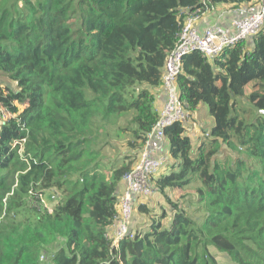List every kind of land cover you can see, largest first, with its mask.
Returning a JSON list of instances; mask_svg holds the SVG:
<instances>
[{
  "label": "trees",
  "instance_id": "1",
  "mask_svg": "<svg viewBox=\"0 0 264 264\" xmlns=\"http://www.w3.org/2000/svg\"><path fill=\"white\" fill-rule=\"evenodd\" d=\"M202 2L0 0V75L14 84L0 88V264H41L56 242L50 264H218L209 248L234 264H264V28L212 60L197 52L181 60L180 103L191 114L204 104L213 123L194 145L187 123L166 127L161 169L172 163L150 181L161 195L198 182L202 221L169 203L168 224L160 212L133 233L135 207L150 214L151 194L133 196L132 237L107 235L133 162L121 156L116 166L120 157L99 143L110 145L108 130L130 114L126 146L138 156L158 119L167 56ZM242 99L253 121L240 112ZM127 129L118 123L115 136ZM222 147L242 156L221 159ZM49 191L50 212L40 200Z\"/></svg>",
  "mask_w": 264,
  "mask_h": 264
},
{
  "label": "built area",
  "instance_id": "2",
  "mask_svg": "<svg viewBox=\"0 0 264 264\" xmlns=\"http://www.w3.org/2000/svg\"><path fill=\"white\" fill-rule=\"evenodd\" d=\"M202 5V8L195 9L185 17L177 44L165 61L161 86L165 100L155 125L145 137L136 166L123 178L125 190L119 204L117 228L114 240L112 239L114 243L126 235L132 237L129 224L133 196L146 197L152 194L150 178L165 162L161 150L162 143L165 142L164 129L176 122L185 123L189 117L185 106L180 103L176 85L182 57L197 52L212 60L236 44L251 40L264 28V0H260L255 6L248 4L251 7L236 9L230 28L212 25L199 33L195 22L212 9L208 0H203Z\"/></svg>",
  "mask_w": 264,
  "mask_h": 264
},
{
  "label": "rangeland",
  "instance_id": "3",
  "mask_svg": "<svg viewBox=\"0 0 264 264\" xmlns=\"http://www.w3.org/2000/svg\"><path fill=\"white\" fill-rule=\"evenodd\" d=\"M259 2L255 3L252 6H255ZM247 7H251V5L245 4V5H242L240 8L245 9ZM5 85L14 87V84L10 83L6 77L0 75V88L4 87ZM251 90H252V86L248 85L245 88V94L247 95ZM238 105L240 106V112L243 114L244 119L248 121H253L256 115L253 107L250 106V104L247 103V101L243 99L239 100ZM22 109H23L22 106L19 107L20 111ZM188 115L189 117L185 122L187 123V126H188L187 134L191 138V141L193 142V145H194L200 141L202 131L210 127L213 121L208 114V108L204 104L199 106V108L195 111L194 114L188 113ZM5 117L6 115L3 113V111L0 110V119L3 120ZM130 119H131V115L129 114L125 116V118H123L121 121L117 122L115 126H112V128L108 130L110 145L105 144L104 141H100L99 147L106 148L107 146H109L110 151H106L107 153L104 152V155L107 154L109 155V157H112V158L120 157L118 158L116 166H120L122 164L121 156L131 157V160L133 162V165H132V169H133L136 166L137 161L139 159V153H138V156H136L137 151H134L133 149H130L126 146L127 141L132 140V135L130 133V128L132 127V125L130 124ZM118 123H119V126L128 128L127 129L128 131H124L122 133L123 135L115 136L116 131L118 129ZM220 153L221 154L219 157L221 159H224L226 156H229L231 158L242 156L238 152V150L231 151L226 147H222V149L220 150ZM129 161H130V158L127 159V162ZM248 162L251 165H254V162L252 160H248ZM171 163H172V160L168 158V161L166 162L167 167H165V169L163 170H166ZM255 167L259 168L258 166H255ZM163 170L161 169L159 173L163 172ZM198 187H199V183L196 181L195 182L193 181L187 187L181 190L166 189L165 195H161L156 191L155 186H153L152 194L149 197V200L147 201L145 205L147 207V210L150 211V214L141 213V211H139L138 208L136 209L135 207V210L133 213V220L131 224V231L133 233H139V232L145 231L149 225V222L154 217V214H157L160 212H164L166 214L167 219L163 223L168 224L172 216V214L170 213V210H171L170 204L176 205L179 210H183L186 214H188V216L192 218L194 223L196 224L200 223L202 219L204 218V212L201 206L197 203V197H196L195 191ZM53 195H54V191H49V192H46L40 198L42 207L46 208L48 212H50L49 210H51V201L53 200V197H52ZM57 195L58 194H56V196ZM31 211L32 210H30V212ZM26 216L27 214L25 216L22 215L19 218L23 219ZM110 238L113 239L112 236ZM60 245H61L60 242H56L53 246H49V249H47L48 252H43L41 254L42 256H40V263L50 264L48 260L49 256L53 252H55L60 247ZM209 251L215 257L218 264H234L231 262L230 258L226 254H219L214 248H209Z\"/></svg>",
  "mask_w": 264,
  "mask_h": 264
},
{
  "label": "crops",
  "instance_id": "4",
  "mask_svg": "<svg viewBox=\"0 0 264 264\" xmlns=\"http://www.w3.org/2000/svg\"><path fill=\"white\" fill-rule=\"evenodd\" d=\"M239 7L233 8V6L229 4L217 3L212 6V9L210 11H207L200 16V18L195 22V27L199 33H202L207 27L212 25H220L228 28L230 27L231 20L234 17L233 12ZM163 98L164 97L159 93L155 99L154 106L156 107L157 111H160L163 106ZM167 148H168V143L165 140V142L162 143V147H161L164 156L167 154ZM124 187L125 185L123 184V182H121L119 184L120 194L122 192L124 193L123 191ZM116 228H117V223H115L107 230V235L109 237L111 236L114 237L116 233Z\"/></svg>",
  "mask_w": 264,
  "mask_h": 264
}]
</instances>
